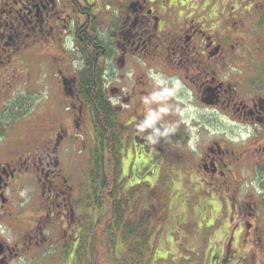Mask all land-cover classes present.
I'll return each instance as SVG.
<instances>
[{
	"label": "flooded vegetation",
	"instance_id": "1",
	"mask_svg": "<svg viewBox=\"0 0 264 264\" xmlns=\"http://www.w3.org/2000/svg\"><path fill=\"white\" fill-rule=\"evenodd\" d=\"M40 66L77 124L98 92L122 127L173 115L179 160L222 218L215 253L264 264V0H0V264H100L87 172L36 138Z\"/></svg>",
	"mask_w": 264,
	"mask_h": 264
},
{
	"label": "rangeland",
	"instance_id": "2",
	"mask_svg": "<svg viewBox=\"0 0 264 264\" xmlns=\"http://www.w3.org/2000/svg\"><path fill=\"white\" fill-rule=\"evenodd\" d=\"M36 73L38 83L32 95H37L39 106H48L50 112L38 115L36 138L39 142H48L52 138L54 144L59 143L55 151L66 172L87 171L89 149L93 145L89 116V122L86 117L77 124L72 120L71 112L67 111L66 99L62 95H53L58 92L55 69L53 71L52 68L40 66ZM163 104L166 108L173 106L174 100L166 96ZM186 104L188 108L191 107L188 102ZM172 113L178 116L177 111ZM168 117L175 123L173 115H157L151 119L145 114L138 119L136 129L128 128L131 120L124 122L123 115L121 119L126 125L122 127V169L123 175H127L124 189L141 186L148 201L156 209V215L165 221L149 239L150 251L144 253L145 264H224L215 253L219 239L214 234L222 227V218L218 219L220 215L209 211L208 198L204 195L200 181L194 175L192 177L188 159L179 160V155L184 152L173 143L175 134L165 128L169 125L166 123ZM59 125L63 130H59ZM99 214L100 227L92 231L91 243L92 250L95 245L100 247L102 260L107 247L103 233L106 223L102 222V211ZM87 216L93 220L92 211L87 210ZM119 239L116 232V247L119 246ZM260 261L258 259L248 264H263ZM230 264H235L234 260Z\"/></svg>",
	"mask_w": 264,
	"mask_h": 264
},
{
	"label": "trees",
	"instance_id": "3",
	"mask_svg": "<svg viewBox=\"0 0 264 264\" xmlns=\"http://www.w3.org/2000/svg\"><path fill=\"white\" fill-rule=\"evenodd\" d=\"M83 72L82 87L93 88L92 68ZM106 97L99 92L80 95L91 109L93 132L86 171L89 181L87 203L89 201L93 206L95 200L99 201L102 222L106 223L103 233L107 247L100 264H145L144 253L150 251L149 239L165 221L156 215V209L141 186L124 189L127 175H123L122 169L123 128L119 114ZM116 232L120 237L118 247L115 246Z\"/></svg>",
	"mask_w": 264,
	"mask_h": 264
}]
</instances>
